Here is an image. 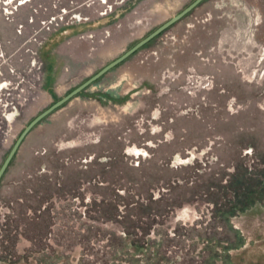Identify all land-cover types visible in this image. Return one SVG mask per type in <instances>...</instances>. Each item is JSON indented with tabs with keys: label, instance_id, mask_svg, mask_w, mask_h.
Wrapping results in <instances>:
<instances>
[{
	"label": "rangeland",
	"instance_id": "obj_1",
	"mask_svg": "<svg viewBox=\"0 0 264 264\" xmlns=\"http://www.w3.org/2000/svg\"><path fill=\"white\" fill-rule=\"evenodd\" d=\"M192 1L0 0V164ZM0 264H264V0H203L38 122Z\"/></svg>",
	"mask_w": 264,
	"mask_h": 264
},
{
	"label": "water",
	"instance_id": "obj_2",
	"mask_svg": "<svg viewBox=\"0 0 264 264\" xmlns=\"http://www.w3.org/2000/svg\"><path fill=\"white\" fill-rule=\"evenodd\" d=\"M203 0H193L191 3H189L186 7H184L180 12H178L173 17L169 18L167 21L162 23L160 26H158L156 29H154L151 33H149L147 36H145L143 39L139 40L137 43H135L132 47H130L128 50H126L124 53H122L119 57L114 59L113 61L109 62L107 65L102 67L100 70H98L95 74H93L91 77L86 79L84 82L79 84L77 87L72 89L70 92H68L66 95H64L59 100L52 103L50 106H48L46 109H44L42 112H40L38 115H36L31 121L28 122V124L22 129V131L19 133L17 138L15 139L14 143L10 147L7 155L3 159L2 163L0 164V178L4 174L7 166L9 165L12 157L14 156L16 150L18 149L19 145L21 144L24 137L27 135V133L43 118L60 108L62 105H64L67 101L72 99L74 96L78 95L81 91H83L86 87H88L90 84H92L94 81H96L98 78H100L102 75H104L106 72H108L110 69L121 63L123 60H125L127 57H129L131 54H133L135 51L140 49L142 46L147 44L149 41H151L153 38L158 36L160 33H162L164 30L169 28L171 25L179 21L181 18H183L185 15H187L192 9H194L198 4H200Z\"/></svg>",
	"mask_w": 264,
	"mask_h": 264
}]
</instances>
